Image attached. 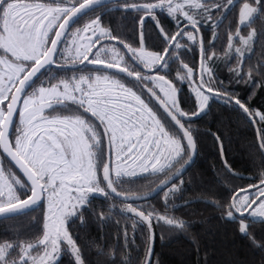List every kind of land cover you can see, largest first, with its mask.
Segmentation results:
<instances>
[{
    "label": "snow or ice",
    "instance_id": "obj_1",
    "mask_svg": "<svg viewBox=\"0 0 264 264\" xmlns=\"http://www.w3.org/2000/svg\"><path fill=\"white\" fill-rule=\"evenodd\" d=\"M237 6L235 31L217 51L218 28ZM112 13L135 14L128 33L105 22ZM257 19L264 0H0V218L36 213L27 229L6 225L0 264H61L64 257L67 264H154L156 229L190 226L170 209L198 152L194 120L211 115L217 100L254 129L247 146L254 172L230 163L221 129H204L219 162L214 198L204 202L234 235L264 250V234L251 229L264 223V108L252 103L264 89V58L252 62L258 35L264 48V32L252 27ZM202 25L211 26L207 42ZM241 83L251 89L246 97L235 87ZM153 193L160 209L147 203ZM89 216L100 226L124 219L115 244L80 243L71 228L76 221L85 227ZM137 232L143 258L118 253L135 245ZM89 246L104 259L89 260Z\"/></svg>",
    "mask_w": 264,
    "mask_h": 264
},
{
    "label": "trees",
    "instance_id": "obj_2",
    "mask_svg": "<svg viewBox=\"0 0 264 264\" xmlns=\"http://www.w3.org/2000/svg\"><path fill=\"white\" fill-rule=\"evenodd\" d=\"M214 11V10H213ZM238 6L227 13L224 22L218 28L220 39L216 41V50L220 51L226 47L227 31L231 29L235 31L236 22L238 19ZM129 14L127 19H122L120 13L110 14V18L106 17L105 22H109L114 30L128 33L133 27V21ZM162 22L171 26V22L164 17ZM252 27L257 29V33L264 32V19H257ZM145 28L148 32H152L154 24L146 18ZM249 29L241 26V34L246 35ZM201 31L205 41L211 39V26L202 25ZM255 49L252 54V62L255 63L264 58V48H261V40L259 35L254 38ZM238 42V38H237ZM149 46L151 41L147 42ZM188 61H192L193 57L188 56ZM177 65L172 66V76L175 75ZM222 79H227V72L222 66L218 69ZM242 96H247L251 90L246 84L235 85ZM181 91L179 96L181 100H186L189 94L187 85L180 86ZM252 103L257 107L264 108V89H257ZM223 118V119H222ZM194 123L201 129L198 140V152L184 172L185 190L179 195L175 201L176 207L170 209L172 213L178 217H182L189 222V227L185 231H177L170 229L167 226L156 229L154 240V252L152 260L159 261V264H264V250L255 246H250L246 237L232 233L231 224H224L218 219L217 210L211 203H205V199L214 198V189H211L213 181V168L218 162V150L214 146L212 137L204 133V129L210 128L216 131L218 128L228 138L225 142L226 156L230 163L244 175H252L254 170L248 158L249 148L247 147L254 137V129L243 120H237L236 114L231 112L227 107L220 105L217 100L212 103V112L209 116H201L194 120ZM230 141V142H229ZM247 182L236 180L235 183L243 185ZM137 183H143L138 181ZM188 201V203H185ZM102 203L101 199H93V204ZM148 204L154 205L157 209L161 208L162 201L159 195L149 198ZM35 212L27 213L19 217H14L11 220H0V234H3L6 225L15 223L22 229L31 227L30 219ZM87 215V213H86ZM119 219L120 224L117 225L115 220ZM125 223L123 218L114 217L113 222L107 225L100 226L94 221L91 216L88 218V223L85 227H81L80 222L76 221L72 225L71 231L78 234L80 243L85 244L90 240L96 239L106 245L115 244L116 234L120 231V227ZM130 221L128 224L130 225ZM251 229L259 236L264 234V223H254ZM131 235V228L129 227ZM193 239L199 242V253L196 251V245ZM122 244V240H121ZM143 237L139 232L135 235V245L128 249L118 248L119 252H128L132 257L143 258L144 255ZM89 260L96 261L104 259L97 257L95 247L89 246L85 249ZM118 259L121 258L119 255ZM68 257H64L61 264H67Z\"/></svg>",
    "mask_w": 264,
    "mask_h": 264
},
{
    "label": "water",
    "instance_id": "obj_3",
    "mask_svg": "<svg viewBox=\"0 0 264 264\" xmlns=\"http://www.w3.org/2000/svg\"><path fill=\"white\" fill-rule=\"evenodd\" d=\"M155 195H157V194L153 193V195H152L150 198L154 197ZM2 219H3V218H0V220H2Z\"/></svg>",
    "mask_w": 264,
    "mask_h": 264
},
{
    "label": "rangeland",
    "instance_id": "obj_4",
    "mask_svg": "<svg viewBox=\"0 0 264 264\" xmlns=\"http://www.w3.org/2000/svg\"><path fill=\"white\" fill-rule=\"evenodd\" d=\"M186 85V84H185Z\"/></svg>",
    "mask_w": 264,
    "mask_h": 264
}]
</instances>
